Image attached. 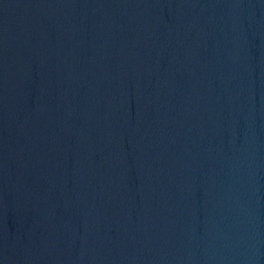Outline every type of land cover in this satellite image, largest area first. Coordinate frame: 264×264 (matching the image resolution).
I'll return each mask as SVG.
<instances>
[{
  "label": "water",
  "instance_id": "obj_1",
  "mask_svg": "<svg viewBox=\"0 0 264 264\" xmlns=\"http://www.w3.org/2000/svg\"><path fill=\"white\" fill-rule=\"evenodd\" d=\"M0 264H264V0H0Z\"/></svg>",
  "mask_w": 264,
  "mask_h": 264
}]
</instances>
